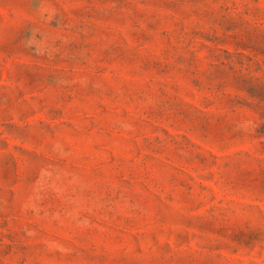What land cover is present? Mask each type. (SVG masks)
<instances>
[{"label": "rangeland", "instance_id": "1", "mask_svg": "<svg viewBox=\"0 0 264 264\" xmlns=\"http://www.w3.org/2000/svg\"><path fill=\"white\" fill-rule=\"evenodd\" d=\"M0 264H264V0H0Z\"/></svg>", "mask_w": 264, "mask_h": 264}]
</instances>
